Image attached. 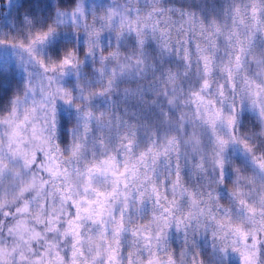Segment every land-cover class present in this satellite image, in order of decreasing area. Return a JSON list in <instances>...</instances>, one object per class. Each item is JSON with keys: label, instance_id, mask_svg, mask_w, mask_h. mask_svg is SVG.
<instances>
[{"label": "snow or ice", "instance_id": "6c2138e0", "mask_svg": "<svg viewBox=\"0 0 264 264\" xmlns=\"http://www.w3.org/2000/svg\"><path fill=\"white\" fill-rule=\"evenodd\" d=\"M5 7L0 264H264V0Z\"/></svg>", "mask_w": 264, "mask_h": 264}, {"label": "clouds", "instance_id": "9594fccd", "mask_svg": "<svg viewBox=\"0 0 264 264\" xmlns=\"http://www.w3.org/2000/svg\"><path fill=\"white\" fill-rule=\"evenodd\" d=\"M173 4L176 6L193 4L197 3L198 0H171ZM156 62L158 64L159 71L153 75V73H149L148 76L144 79L132 80L125 83H121L119 89L114 92L116 96V107L118 108V114L122 115L126 119H136L142 113L150 114V107L152 105V101L157 99L155 95L147 94L144 99L141 101L138 97L129 95L125 96V89L130 91H134L137 87H143L145 92H147L149 85L152 84L154 79H158L160 76V72L166 70L169 67L168 63H160L159 57H156ZM175 68L174 65H172ZM205 259V264H209L210 257L203 258Z\"/></svg>", "mask_w": 264, "mask_h": 264}, {"label": "trees", "instance_id": "16d2710c", "mask_svg": "<svg viewBox=\"0 0 264 264\" xmlns=\"http://www.w3.org/2000/svg\"><path fill=\"white\" fill-rule=\"evenodd\" d=\"M6 3L7 0H0V5H1L0 16H4L8 12V9L5 7Z\"/></svg>", "mask_w": 264, "mask_h": 264}, {"label": "rangeland", "instance_id": "374dc122", "mask_svg": "<svg viewBox=\"0 0 264 264\" xmlns=\"http://www.w3.org/2000/svg\"><path fill=\"white\" fill-rule=\"evenodd\" d=\"M0 9H1V5H0Z\"/></svg>", "mask_w": 264, "mask_h": 264}]
</instances>
